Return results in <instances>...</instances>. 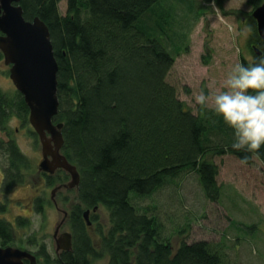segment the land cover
I'll use <instances>...</instances> for the list:
<instances>
[{
	"label": "trees",
	"instance_id": "trees-1",
	"mask_svg": "<svg viewBox=\"0 0 264 264\" xmlns=\"http://www.w3.org/2000/svg\"><path fill=\"white\" fill-rule=\"evenodd\" d=\"M62 1L20 0V4L26 19L38 16L49 27L59 65L60 104L54 122L64 123L63 152L80 173L76 188L66 189L77 194L70 211L72 249L52 259L35 235L28 236V244L38 246L49 264H96L105 256L109 264H224L227 231L221 242L189 241L190 218L166 232L155 204L141 209L133 201V196L151 197L174 188V183L180 187L177 179L194 172L204 200L221 203L224 187L216 157L229 154L244 164L255 159L264 164V148L258 154L232 149L233 132L222 117L211 109L202 111L199 105L195 113L168 80L176 58L191 45L193 28L208 11L215 12L214 7L200 0H66L63 13ZM223 1L214 3L224 11ZM248 3L251 11H232L241 12V21L252 30L248 41L252 58L242 56L245 64L264 55V39L252 14L264 0ZM205 52L203 59L209 64L213 49L208 42ZM3 58L0 51V61ZM15 109L29 121L20 91L0 89V128ZM0 151L12 160L18 153L24 158L13 143L0 145ZM60 175L64 182L70 178L64 170ZM97 206L109 211L107 229L97 222V212L91 213L94 229L84 217L87 209ZM257 223L246 226L232 220L230 226L244 241L247 235L252 238L244 230ZM17 226L29 227V218H19ZM15 236L13 224L0 220L1 245H12Z\"/></svg>",
	"mask_w": 264,
	"mask_h": 264
},
{
	"label": "rangeland",
	"instance_id": "rangeland-1",
	"mask_svg": "<svg viewBox=\"0 0 264 264\" xmlns=\"http://www.w3.org/2000/svg\"><path fill=\"white\" fill-rule=\"evenodd\" d=\"M200 2L205 5L210 3L215 12L208 11L193 28L189 49L176 58L168 75V80L176 87L179 98L185 101L195 113L198 112L195 94H198L201 89L208 91L222 88L223 81L232 65L241 62L242 56L252 58L248 47L252 30L247 23L241 21V12L238 13L239 15L232 13L236 9L251 11L252 6L248 0H224V11L214 3V0L211 2L200 0ZM66 5V0L60 4L63 13L66 11ZM226 11L228 13H225ZM207 42L213 49L209 64H206L203 59ZM0 68L8 69L3 60ZM0 86L6 90L11 88L12 91L14 84L3 73L0 76ZM30 139L28 135H22L21 145L33 158V163H36L41 158L40 148L38 152L33 151ZM215 161L220 166L219 181L224 187L221 203L204 200L194 172L189 173L184 180L177 179L180 187L174 183V188L163 189L151 197L133 196V201L141 209L155 204L156 211L159 212L165 224L166 232H169L174 223H187L189 221L187 218H190L192 227L187 235L189 241L206 239L221 242L222 232L227 231L228 235L224 241L226 249L224 264H264L262 258V250L264 252V164L258 159H255L252 164H244L236 156L229 154L216 157ZM34 179V183L38 184L39 177L36 176ZM22 194L21 196H30L31 189L23 191ZM18 212L0 214V218L5 217L16 224L14 213ZM97 212V222L102 225V228L107 229L110 226L108 209L100 206ZM24 214L29 218L30 226L20 229L17 224L13 225L16 228V236L12 245L29 251L35 250V245L27 242L29 235H35L38 240L46 241L48 247L50 246L49 249L53 250L54 226L62 219V213L49 210L43 215L29 213V211ZM232 220L245 223L246 226V223L258 221L257 225L248 226L244 230L250 231L249 234L253 239L247 235L244 241L239 240L237 228L230 226ZM241 225L246 227L244 224ZM65 229L63 225L60 232ZM239 232L244 236L242 230ZM259 234L261 239L257 243ZM255 246L259 250L256 255L253 253ZM96 264H109L108 258L105 256L96 261Z\"/></svg>",
	"mask_w": 264,
	"mask_h": 264
},
{
	"label": "water",
	"instance_id": "water-1",
	"mask_svg": "<svg viewBox=\"0 0 264 264\" xmlns=\"http://www.w3.org/2000/svg\"><path fill=\"white\" fill-rule=\"evenodd\" d=\"M252 14L264 39V3ZM0 31V50L4 53L5 62L11 64L10 77L24 95L30 109V122L40 137L44 156L41 168L49 172L63 168L71 175L68 187H74L79 184L80 173L77 166L60 152L64 144V123L55 124L53 121L60 104L57 93L59 65L49 27L38 16L26 19L20 0H0ZM89 213L87 210L84 215L90 224ZM55 236L59 249H72L70 232L58 237L56 229ZM24 258L36 264L32 253L13 246H0V264H24Z\"/></svg>",
	"mask_w": 264,
	"mask_h": 264
},
{
	"label": "flooded vegetation",
	"instance_id": "flooded-vegetation-1",
	"mask_svg": "<svg viewBox=\"0 0 264 264\" xmlns=\"http://www.w3.org/2000/svg\"><path fill=\"white\" fill-rule=\"evenodd\" d=\"M3 61L8 69L0 68V76L4 73V75L10 78L11 64H7L5 62V57L3 58ZM1 62L2 60L0 61V64ZM0 89L11 93H16L18 90L15 86L13 87L12 91L11 88L6 90L1 86ZM23 98L25 101L24 95ZM27 107L29 109L28 105ZM16 112L17 110L15 109V115L9 117L5 124H3V126L0 128V145L8 146L10 143L16 144L21 153L24 155V158H22L21 154L18 153L16 154L18 157H16L15 160H12L9 154H5L0 151V214L5 215L11 214L14 211H19L18 213H14L16 214L15 220L17 224L19 218L27 217L26 214H24V212L26 213L27 211H29V213H36L39 215H43L49 210H54L58 213L61 212L63 217L60 221H57L54 226V238L52 240H54L53 244L55 245L52 246L53 250L49 249L50 246L48 247V243L46 241L39 240V243L43 242V244H46V253H48L52 259H55L57 256H59L61 251H65L58 248V243L56 241L57 237L55 236L56 229H58V237L59 233H64V231L60 232L63 225L66 227V231L69 230L71 232L70 211L73 205L77 202V194L75 190H73V192H68L66 190L70 188H67L66 185L70 181L71 177L65 182L60 180L62 177V175H60V171L64 170L63 168H57L53 172H49L41 168V162L44 159V156L42 145L39 140V134H37V132L31 126L30 121H24V118L17 115ZM29 116L30 109L28 119ZM22 135H28V137L31 138L30 146L32 147L33 151L38 152L40 148L39 151L41 158L39 161H36V163H33V158L30 157L28 152L22 147L20 140ZM60 152L64 154L63 147L61 148ZM27 159L30 161H26ZM36 176L39 177L38 184L34 183V178ZM74 188L76 187L71 189ZM28 189H31L30 196H21L23 195L22 192ZM89 210L93 212V208H89ZM90 218H92L91 213ZM2 219L7 220L5 217L0 218V220ZM7 221L10 224H13L11 221ZM39 243L38 245L40 246L41 244ZM0 246L5 247L4 245H1V243ZM29 252L35 255L36 264H49L46 263V260L40 255L38 246L35 250H30ZM23 262L24 264H31V260L28 258H24Z\"/></svg>",
	"mask_w": 264,
	"mask_h": 264
},
{
	"label": "clouds",
	"instance_id": "clouds-1",
	"mask_svg": "<svg viewBox=\"0 0 264 264\" xmlns=\"http://www.w3.org/2000/svg\"><path fill=\"white\" fill-rule=\"evenodd\" d=\"M195 103L202 111L211 109L232 129V149L258 154L264 148V55L255 63L233 64L222 88L201 89Z\"/></svg>",
	"mask_w": 264,
	"mask_h": 264
},
{
	"label": "bare ground",
	"instance_id": "bare-ground-1",
	"mask_svg": "<svg viewBox=\"0 0 264 264\" xmlns=\"http://www.w3.org/2000/svg\"><path fill=\"white\" fill-rule=\"evenodd\" d=\"M30 117V116H29Z\"/></svg>",
	"mask_w": 264,
	"mask_h": 264
}]
</instances>
